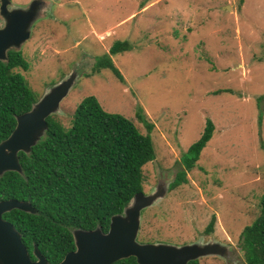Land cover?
<instances>
[{"label": "rangeland", "instance_id": "1", "mask_svg": "<svg viewBox=\"0 0 264 264\" xmlns=\"http://www.w3.org/2000/svg\"><path fill=\"white\" fill-rule=\"evenodd\" d=\"M31 1L8 0L6 11ZM42 1L48 4L28 39L8 49L28 63L27 71H14L35 94L34 103L73 71L74 84L48 115L64 128L89 95L143 135L137 107L152 125L154 159L141 168L142 193L157 185L165 193L141 210L135 241H210L221 245V255L200 256L198 264H245L239 234L258 216L264 191V0ZM115 40L132 46L111 56L122 81L108 69L90 73L95 57ZM206 119L211 138L186 183L168 190ZM212 215V232L205 234Z\"/></svg>", "mask_w": 264, "mask_h": 264}, {"label": "trees", "instance_id": "2", "mask_svg": "<svg viewBox=\"0 0 264 264\" xmlns=\"http://www.w3.org/2000/svg\"><path fill=\"white\" fill-rule=\"evenodd\" d=\"M131 49L128 40L113 41L107 53L95 57L90 73L108 69L122 81L111 56ZM6 58L0 61V141L13 130L15 117L28 111L35 101L23 76L14 71H27V61L14 50H8ZM135 114L147 131L144 135L130 120L104 111L94 96H86L75 107L68 128L52 116L45 118L47 127L41 138L28 154H17L21 173L0 175V201L28 202L34 210L32 214L17 209L2 214L20 234L30 259L34 260L32 251L36 249L48 263H58L74 250L72 230L99 228L107 232L110 217L120 214L133 194L142 192L141 168L154 159L148 134L152 125L140 107ZM212 132L213 124L206 119L198 139L180 156V169L168 190L186 183V172L194 168ZM213 224L212 215L205 234L212 232ZM238 240L245 264H264V191L258 216L243 227ZM112 264L137 263L127 257Z\"/></svg>", "mask_w": 264, "mask_h": 264}, {"label": "water", "instance_id": "3", "mask_svg": "<svg viewBox=\"0 0 264 264\" xmlns=\"http://www.w3.org/2000/svg\"><path fill=\"white\" fill-rule=\"evenodd\" d=\"M46 3L32 0L25 9L12 7L7 12L6 5H10V2L0 0V16L3 18V27L0 28L1 62L6 61V52L10 47L17 48L28 39L29 27L41 17ZM75 77L76 74L71 71L66 79L53 86L38 102H33L28 111L15 117L13 130L0 141V175L6 171L21 173L17 154H28L39 136L44 134L47 127L45 118L57 110L59 102L74 84ZM164 193L165 188L157 185L148 195L142 192L133 194L122 212L110 217L105 233L99 228L72 230L74 250L67 252L56 264H112L127 257H133L137 264H187L200 256H220L221 245L210 241L181 246L139 244L135 241L141 210L156 203ZM12 209L34 213L28 202L15 199L0 201V264H51L36 249L32 251L34 260L29 258L20 234L2 218L3 213Z\"/></svg>", "mask_w": 264, "mask_h": 264}, {"label": "flooded vegetation", "instance_id": "4", "mask_svg": "<svg viewBox=\"0 0 264 264\" xmlns=\"http://www.w3.org/2000/svg\"><path fill=\"white\" fill-rule=\"evenodd\" d=\"M19 5H22V4H19Z\"/></svg>", "mask_w": 264, "mask_h": 264}]
</instances>
